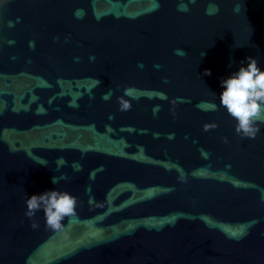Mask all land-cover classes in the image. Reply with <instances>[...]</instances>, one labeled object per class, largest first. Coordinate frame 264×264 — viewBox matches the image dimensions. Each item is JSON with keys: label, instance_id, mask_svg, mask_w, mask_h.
<instances>
[{"label": "water", "instance_id": "water-1", "mask_svg": "<svg viewBox=\"0 0 264 264\" xmlns=\"http://www.w3.org/2000/svg\"><path fill=\"white\" fill-rule=\"evenodd\" d=\"M248 57L264 0H0V264H264V123L219 107Z\"/></svg>", "mask_w": 264, "mask_h": 264}, {"label": "clouds", "instance_id": "clouds-1", "mask_svg": "<svg viewBox=\"0 0 264 264\" xmlns=\"http://www.w3.org/2000/svg\"><path fill=\"white\" fill-rule=\"evenodd\" d=\"M191 2L195 3V0ZM221 87L223 91L219 96V107L226 109L228 115L237 122L235 132L242 138L255 139L260 131L259 125L264 123V70L258 66V60L248 57L247 65L241 66L229 78L222 80ZM125 95H130V92L125 90ZM118 103L120 111L129 110L131 107L123 97H118ZM208 107L213 111L217 110L215 103L209 104ZM52 182L58 183L59 178L53 177ZM25 203V215L33 221V229L40 226L35 217L37 212L42 210L46 228L56 232L64 230L63 222L66 218L76 216L78 198L68 191L55 189L32 195Z\"/></svg>", "mask_w": 264, "mask_h": 264}]
</instances>
